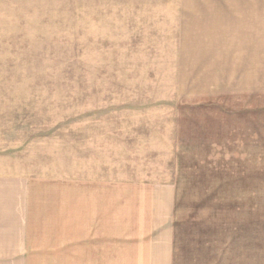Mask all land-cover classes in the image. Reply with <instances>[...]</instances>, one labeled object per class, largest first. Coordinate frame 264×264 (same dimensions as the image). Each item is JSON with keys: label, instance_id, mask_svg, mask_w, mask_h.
<instances>
[{"label": "rangeland", "instance_id": "374dc122", "mask_svg": "<svg viewBox=\"0 0 264 264\" xmlns=\"http://www.w3.org/2000/svg\"><path fill=\"white\" fill-rule=\"evenodd\" d=\"M178 5L0 0V165L41 179L22 199L28 241L47 227L46 247L5 264H65L68 217L76 246L91 192L106 220L116 184L173 186L199 264H264V93L199 69Z\"/></svg>", "mask_w": 264, "mask_h": 264}, {"label": "crops", "instance_id": "0c3cea01", "mask_svg": "<svg viewBox=\"0 0 264 264\" xmlns=\"http://www.w3.org/2000/svg\"><path fill=\"white\" fill-rule=\"evenodd\" d=\"M178 7L180 32L185 31L186 39L192 40L190 45L199 48L193 53V61L203 65L199 69L241 71L245 92L264 93V0H179ZM0 167V264L21 262L19 256L27 257L31 248L35 252L45 245L40 240L46 237L43 234L47 227L37 231L34 227L35 241H28L25 225L29 220L22 206L24 196L40 194L41 179L5 174V161ZM113 191L114 214L106 220L100 205V186L91 192L95 202L88 227L80 236V246H75L78 234L74 233L73 217H68L65 232L58 236L65 240L64 244L60 242L61 247L65 246L64 254L56 255L59 261L199 264L196 254L186 256L183 250L188 245L176 216L177 193L173 186L116 184ZM62 257L64 260H60Z\"/></svg>", "mask_w": 264, "mask_h": 264}]
</instances>
